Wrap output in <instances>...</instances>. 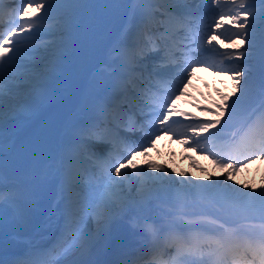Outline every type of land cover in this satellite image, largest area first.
<instances>
[{
    "label": "snow or ice",
    "instance_id": "snow-or-ice-1",
    "mask_svg": "<svg viewBox=\"0 0 264 264\" xmlns=\"http://www.w3.org/2000/svg\"><path fill=\"white\" fill-rule=\"evenodd\" d=\"M15 2L0 0V18L5 3ZM130 2L139 23L134 33L126 27L127 35L108 51L113 78L78 105L71 141L57 157L45 168L28 172L29 181L12 185L4 174V158L17 150L18 137L6 135V130L18 121L32 120L42 106L54 101L52 85L79 44L75 36L84 25L85 10L95 5L91 0H23L20 7L8 10L9 27L0 31V246L6 209L18 226L30 225L50 185L55 186V204L48 219L59 212L65 236L57 248H42L32 236L23 257L6 260L0 255V264H59L60 257L77 248L83 255L92 242L109 244L118 218L166 195L173 185L187 192L214 190L210 203L216 214H189L179 192L175 208L159 228L145 225L153 234L165 230V244L175 254L164 260L156 252L145 264H264V184L259 191H245L251 186H237L235 181L239 168L252 159H264V0ZM57 33L73 39L59 45L42 39ZM54 45L56 50L51 51ZM205 53L220 58L209 59ZM197 68L233 80L234 91L222 95L223 103L201 108L213 119L176 110L175 100L184 94ZM125 117L123 132L140 131L144 139L139 143L122 135ZM238 120L239 134L233 132L226 139L225 130ZM161 135L174 136L211 157L217 167L227 170L221 173L224 179L208 175L206 183H194L189 173L169 170L165 164H137L136 158L147 157L148 148H155ZM133 184L138 185L139 198L130 194ZM229 210L244 214L247 222L227 226L221 217ZM249 213L258 214V223L251 222ZM93 221L98 228L89 235L87 225ZM130 223L136 227V218ZM121 264L141 261L129 257Z\"/></svg>",
    "mask_w": 264,
    "mask_h": 264
},
{
    "label": "rangeland",
    "instance_id": "rangeland-1",
    "mask_svg": "<svg viewBox=\"0 0 264 264\" xmlns=\"http://www.w3.org/2000/svg\"><path fill=\"white\" fill-rule=\"evenodd\" d=\"M101 1V4H97L98 2L93 3L95 7L91 8L93 13H91L89 18L91 23L89 22V27L85 28L86 31L90 30V27L94 30L86 38L79 39V44L70 52L67 58L68 61L64 62L63 70L58 74L56 83L52 85V89L55 92V100L57 101L56 104L52 107H49L48 103L45 104L38 110L32 120L18 121L7 129L8 132H11L18 137V148L16 151L12 152L14 159L13 162L15 163L13 165L14 167L18 169H26L28 172L32 171L36 167L35 165L37 162L41 160V153L50 154L49 162H51L54 154L59 151V144L68 141L67 133L69 127L74 124V119L70 118L71 115L75 116L77 119V117H79L78 105H81L84 100L90 99L94 96L93 92L97 88L98 84V71H94L92 76L89 78L91 70L94 69V67H98L103 60L105 61V55L108 47L112 46L115 42L123 39L127 35L124 31L126 27L129 29V33H134L132 30L133 28H131V22L134 17L136 21H139V16L133 15L130 0ZM205 8H207V6H205ZM224 35L227 36L230 35V33L225 31ZM44 38L45 41H55L56 45H59L62 41L72 40L69 35L62 36L59 33L55 35H47ZM115 39L117 40L114 41ZM237 44H243V41L237 40ZM54 50H56L55 45L51 51ZM70 66L72 68L71 72L67 73ZM81 66L83 67V70H81ZM224 76L226 77L218 79V77L221 76L214 75L213 71L205 68H203V70L197 68V71L191 78V82L188 84V87L184 88V94L180 95L177 99L178 106L186 107V111L178 109V112L191 113L195 117L202 119H213L214 117H212L210 113L202 111L201 108L204 106L208 108L215 107L213 104L217 103L220 96L223 95L222 91H224L219 89L217 83H225L226 79L231 78L229 75ZM212 83L213 86L210 88ZM63 86L67 88V91L64 93L62 90ZM74 89H79L80 95H78L75 100L76 103H74V106L71 108L67 106L69 101H67L66 98H70L72 96L71 92ZM211 131L215 132L216 129H212ZM169 142L168 147L166 143L164 148H161L160 152L162 151V153L159 157L147 156L144 161H149V157L160 161V157L162 155H167L169 157V165L172 167H168V169L174 168L177 172L178 168L181 167L179 172L183 171L189 173L188 178L193 180V182L194 169L205 175V177L202 175L199 176L200 179H204L208 175L219 177L221 180L224 179L221 173L222 171L227 170L217 167L216 164L213 163V159L211 157L197 152L192 147L181 144L180 141H172L170 139ZM153 150H155V148H151L152 152L150 151L149 155L154 153ZM26 156H30L32 161L28 162ZM195 156L199 158H196ZM193 164L195 166H193ZM201 169H203V171H201ZM216 174L219 176H216ZM263 175L264 159H252L250 163H247L246 167H241L238 171H236L235 181L238 182L237 186L249 184L250 182L249 185L251 188L245 189V191H252L253 189L259 191L261 183L264 184ZM256 176H260V179L255 180ZM254 181L259 182V185L253 184ZM52 186L55 189V186ZM50 187L51 185L48 186V192L51 190ZM137 187V184H133L131 186L130 194L133 197L139 198L136 191ZM176 189L179 192H183V198L186 205L185 210L189 214H207L209 216L216 214L215 208L210 203L214 193L213 190H209L207 192H204L203 190L187 192L179 189L178 185L176 186ZM177 195L178 194H172L173 197H170V195L163 198L159 197L148 200L142 206L143 208H146L145 213H140L142 209L129 212L124 217L118 218L113 223L112 228H128L132 231L133 227H131L128 222H130L133 217L136 218V221H150V223L153 221L157 222V224H161L164 218L163 215H167L175 208V198ZM42 200L45 205H49L46 197H43ZM52 203H54V201ZM227 203L230 205L232 201L229 200ZM257 215L258 214L256 213L248 214V216L251 217L252 223H258V220L256 219ZM221 219L227 222V226H236L244 223L242 220L245 219V216L244 214L229 210L226 215L221 217ZM93 224H95L94 221ZM15 229L16 227L12 229L8 227L6 230L11 231ZM24 231L25 230L21 232ZM5 233L7 234V232Z\"/></svg>",
    "mask_w": 264,
    "mask_h": 264
},
{
    "label": "bare ground",
    "instance_id": "bare-ground-1",
    "mask_svg": "<svg viewBox=\"0 0 264 264\" xmlns=\"http://www.w3.org/2000/svg\"><path fill=\"white\" fill-rule=\"evenodd\" d=\"M42 39H44V36H42ZM59 74V73H58ZM108 77V74H105L104 78H103V82L101 85L98 86V89H101V87L105 84L106 82V79ZM222 79V78H221ZM224 79V78H223ZM57 80L54 81V83H56ZM53 83V84H54ZM232 84H233V80L231 78L229 79H226V82L225 83H217V86L219 87V89H222L224 91H222V94L225 95V96H230L232 91H234V89L232 88ZM213 86V83L210 85V88ZM96 94V93H95ZM94 94V95H95ZM71 98H70V101L71 100H74L76 97H78V95H80V90L79 89H74L72 92H71ZM85 101V100H84ZM219 103H223V100H222V96H220V98L218 99ZM56 100L54 99L53 102L51 103H48L49 104V107H52L56 104ZM212 106V105H211ZM213 107V106H212ZM214 108V107H213ZM176 119H179L183 122V120L185 119L184 117H181V116H176L175 117ZM226 119V118H225ZM240 121H236L235 124L238 125L240 124L239 123ZM126 123V122H125ZM234 125V124H233ZM220 127V126H219ZM234 127V126H233ZM138 131H135V132H132V134H137ZM8 134L7 130H6V135ZM167 140L164 139V138H160L159 140L156 141V145L158 147H161L163 145H166L167 143V147L169 145V140L171 138V136H167ZM60 139V138H59ZM59 139H54V140H59ZM64 149V148H63ZM62 149V150H63ZM61 150V151H62ZM160 148H157V150L154 152V154L150 155V156H160V154L162 153V151L160 152ZM56 157H54L55 159ZM149 161H152V162H155L157 164H160V161L159 160H154L152 158L149 157ZM136 162L137 164L139 165H143L146 163V161H143L142 160V157H137L136 158ZM169 165V164H168ZM184 168V167H183ZM181 170V167L178 168V171L179 172ZM194 174H193V177H194V183H206V182H201V181H206L205 178L204 179H200L199 176H204V174H201V172L199 173L197 170H193ZM216 176H219L216 174ZM257 177V176H256ZM255 177V180H259L260 179V176H258L257 178ZM264 177V175H263ZM215 178V177H214ZM176 179H182L180 177H176ZM250 184V182H249ZM255 185H259V182H256L254 181ZM262 184V183H261ZM176 186L177 185H173L170 187V190L169 192H173L174 194H178L179 191L176 189ZM192 191H200V190H192ZM214 191V190H213ZM165 195H161L159 196L160 198H163ZM40 213V210H38L34 215H38ZM242 224H245L247 221L244 219L242 220ZM240 223V222H239ZM97 224H93V225H87V232L89 235H94L97 231ZM113 236L115 235V232H112ZM116 238V236H115ZM114 240V238H113ZM112 240V241H113ZM111 241V242H112ZM109 243V244H104L103 242H92L91 244L88 245V250H87V253L86 254H83L82 255V249L80 248H77L75 250H73L70 254H68L67 256H63L61 259H59V264H80L81 261L83 260H91V261H95V262H99V264H106V263H109V264H114V261H113V258L112 259H108V257H111L110 255V252L112 251V246L111 244L113 243ZM87 243V242H86ZM0 250H2V255L4 257V259H13V256L10 254L11 251L10 249H7L5 247H1ZM175 251V250H174ZM170 250L169 248H167L163 253L161 254H167L169 253ZM152 254H149V256H147L145 258L146 261H148L147 259L148 258H153V255L151 256ZM174 255V253H173ZM149 259V260H151ZM144 260V263L142 262L141 264H145V261ZM115 264H118V263H115Z\"/></svg>",
    "mask_w": 264,
    "mask_h": 264
}]
</instances>
